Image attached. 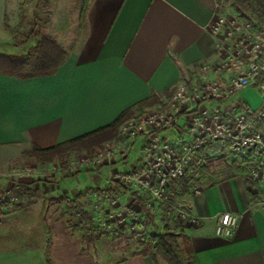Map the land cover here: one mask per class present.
<instances>
[{
	"label": "crops",
	"instance_id": "1",
	"mask_svg": "<svg viewBox=\"0 0 264 264\" xmlns=\"http://www.w3.org/2000/svg\"><path fill=\"white\" fill-rule=\"evenodd\" d=\"M218 2L91 0L84 35L67 49L69 56L54 73L18 77L0 70V145L48 147L89 132L152 92L161 94L182 79L188 81L207 63L215 66L211 76L228 84L232 71L224 66L228 45L211 30ZM13 8V0H0V46L13 48L8 53L16 49L14 36H3L5 15ZM262 99L259 88L248 87L201 106L230 112L243 102L256 108ZM184 110L188 113L181 122L186 123L192 110ZM180 132L158 130L171 145L182 138ZM143 139L134 151L137 155L146 149L140 148ZM34 188L40 191L41 186L34 183ZM251 194L236 175L212 180L182 196L181 205L200 219L198 225H187L200 264H264V205L253 202ZM36 199L31 209L38 204ZM33 209L40 212L0 228V264H153L142 254L100 260L71 234L64 218H53L42 207ZM223 212L238 215L231 236L215 234ZM48 219L54 221L51 229L39 225Z\"/></svg>",
	"mask_w": 264,
	"mask_h": 264
},
{
	"label": "rangeland",
	"instance_id": "2",
	"mask_svg": "<svg viewBox=\"0 0 264 264\" xmlns=\"http://www.w3.org/2000/svg\"><path fill=\"white\" fill-rule=\"evenodd\" d=\"M21 1L27 16L38 15L42 19L43 31L57 37L65 49L74 47L84 35V26L79 24V10L83 0H48V6L39 7H36L37 0H13L14 8L6 13L7 24L19 28L20 31H29L28 24H19ZM219 1L231 12L227 16L229 24H232L229 16L235 14L238 16L237 22L250 21L255 29L263 28L258 26L260 20L253 10L254 0ZM222 12L224 13V10ZM3 32L4 37L7 34L13 36L7 28H4ZM221 37L223 38V35ZM243 37L242 32H237L227 40L223 38L228 45L223 48L227 52L225 61L236 53L243 60L244 69L248 56L243 51L240 53V48L235 44ZM0 48L5 53L13 52V48L8 49L3 44ZM15 48V53L25 49L23 46ZM205 65L207 72L202 73L199 68L200 73L196 72L188 81L182 79L169 95L162 98V102L135 109L119 126L116 136L101 139L99 143L92 145V150H69L63 155L53 156L49 161H41L24 152L30 146L16 143L0 145V188L4 198L9 199L11 203V207L3 208L6 212L3 219L8 217L4 219L5 225L0 228L5 230L7 225L15 221L22 223L23 215L38 213L40 210L33 208L42 207L46 214L53 218H64L71 234L78 238L80 244L92 249L98 259L116 261L142 250L143 238L150 232L170 229L188 234L187 225H198L200 219L190 212L189 207L181 205L180 200L185 192H194L212 180L240 176L251 188L250 196L253 202L264 205V165L259 166L261 161L264 164V148L260 149L261 152L258 153L261 157L257 158V150L245 153L234 148L228 139L209 140L195 147L196 138L191 135L187 124L181 122L183 114L187 112L185 110L178 115V123L157 128L159 131L170 128L181 130L179 135L182 138L176 140L173 146L180 156H185L183 172L174 177L162 176L160 171H146L149 166L152 167L153 159L158 155H154L152 151L151 133H137V127L156 112L173 113L174 108L168 106V101L180 85L192 87L218 82V79L210 74L215 66L210 63ZM235 74L237 73L232 70L229 80ZM194 111L190 113L198 114V109ZM258 128L264 135V120L259 123ZM141 137L144 139L140 148L146 149L137 155L134 151L139 150L138 141ZM162 178H165L163 183ZM34 183L41 186L40 191L34 188ZM117 183L128 191L124 193L122 189L119 192L106 190L110 184L116 186ZM156 189L158 194L154 193ZM132 190L137 191L146 201L150 211L149 217L142 210L140 203L133 198ZM34 198H37L38 204L31 209ZM83 211L91 217V225L95 231L91 241L83 240L82 231L73 232L70 228L71 222L82 223ZM187 212L196 220L191 216L185 217L183 214ZM53 223V220L48 219L40 221L39 225L45 224L51 229Z\"/></svg>",
	"mask_w": 264,
	"mask_h": 264
},
{
	"label": "built area",
	"instance_id": "3",
	"mask_svg": "<svg viewBox=\"0 0 264 264\" xmlns=\"http://www.w3.org/2000/svg\"><path fill=\"white\" fill-rule=\"evenodd\" d=\"M222 10H224V13ZM230 13L218 2L211 30L216 35H223L225 40L235 36L237 32L244 34V37L236 41L235 44L238 49L240 48V53L243 51L248 56L246 67L242 68L243 60L234 53L231 55L232 58H229L224 63L228 70H234L237 73L232 76L228 84H222L219 81L192 87L182 84L173 92L168 101V106L174 108L173 113L163 114V112H156L147 120L141 122L137 127V133H151L153 148L151 149L154 155H158L153 159L152 167L149 166V170L146 171H160L162 176L169 175L174 177L183 172L185 156H180L173 145L165 143L160 137L157 128L162 126L169 127L178 123V115L184 109L192 111L198 109V114L190 113L186 122L191 135L196 138L195 147L209 140L225 141L228 139L234 148L240 149L245 153H251L254 150H257L258 153L261 152L260 149L264 148V135L258 128L259 123L264 120V80L257 87L261 90L263 99L256 108L238 106L230 112H222L216 107L210 109L209 107L201 106V104L210 100L225 99L236 91L253 87L257 79L264 75V26L262 29H255L254 24L250 21L237 22L238 16L235 14L229 16L232 22V24H229L227 16ZM200 70L202 73L207 72V66L204 64ZM159 152L161 153L159 154ZM257 153L255 152L256 155ZM260 157L261 155L258 153L257 158ZM262 165H264L263 161L260 162L259 166ZM164 180L165 178H162L161 183ZM154 193L158 194V190H154ZM183 215L185 217L191 216L189 212ZM191 217L196 220L193 216ZM237 220V214L223 212L220 214L216 224V234L219 236H231L236 228Z\"/></svg>",
	"mask_w": 264,
	"mask_h": 264
},
{
	"label": "trees",
	"instance_id": "4",
	"mask_svg": "<svg viewBox=\"0 0 264 264\" xmlns=\"http://www.w3.org/2000/svg\"><path fill=\"white\" fill-rule=\"evenodd\" d=\"M91 0H83L79 10V24L85 26L86 14ZM48 6V0H37L36 7ZM255 14L259 18L258 25L260 28L264 25V0H254ZM7 15H5L4 26L14 36L13 45L16 47H25V49L18 53H5L0 51V70L13 74L18 77H29L35 75H47L54 73L67 59L69 52L65 49L57 39L42 29V19L34 14L32 17L27 16L26 8L21 1L19 5V24H28L29 31H20L17 27H10L7 22ZM47 23V20L44 21ZM256 24V23H255ZM257 25V24H256ZM264 80V75L259 77L254 88H257ZM172 89H164L161 94L152 92V94L134 105L123 110L110 123L91 130L89 132L80 134L70 139L58 142L48 147H41L32 143L24 152L30 156H35L41 161H49L55 155H63L69 150L86 149L92 150V145L99 143L101 139L117 134L119 126L127 120L135 109L143 108L162 102V95H169ZM245 108L249 106L242 103ZM118 184V183H117ZM125 193L128 190L120 184L114 186L109 185L106 189L108 192ZM186 189V188H185ZM187 190V189H186ZM133 198L138 201L144 213L149 217L150 211L146 206V201L138 194L137 191H131ZM11 207L9 199L4 198L0 188V222L3 220L6 212L4 207ZM91 217L86 211L82 212V223H70V228L73 232L82 231L83 240L91 241L95 234L94 228L91 225ZM142 250L134 252L132 255L142 254L149 257L153 264H200L196 256L191 237L185 232H174L170 229L164 231L150 232L145 235L141 243Z\"/></svg>",
	"mask_w": 264,
	"mask_h": 264
}]
</instances>
